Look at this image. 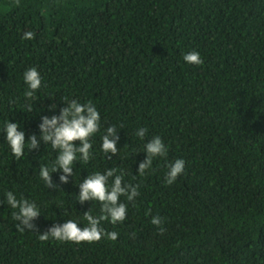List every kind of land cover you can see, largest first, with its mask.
I'll list each match as a JSON object with an SVG mask.
<instances>
[{
    "label": "trees",
    "instance_id": "trees-1",
    "mask_svg": "<svg viewBox=\"0 0 264 264\" xmlns=\"http://www.w3.org/2000/svg\"><path fill=\"white\" fill-rule=\"evenodd\" d=\"M27 31L32 40L21 38ZM190 50L200 65L183 61ZM30 67L42 83L28 98ZM69 99L92 103L100 129L92 158L74 162L67 183L51 173L48 187L39 169L57 152L38 126ZM7 121L39 147L13 157ZM111 126L117 154L105 156L100 136ZM153 136L167 153L140 176ZM176 159L184 171L166 185ZM108 169L139 193L120 198L124 222H101L117 239L41 241L55 224L83 227L85 213L101 214L98 202L78 201V185ZM7 191L40 209L32 231L16 229ZM0 264H264V0H0Z\"/></svg>",
    "mask_w": 264,
    "mask_h": 264
},
{
    "label": "clouds",
    "instance_id": "clouds-1",
    "mask_svg": "<svg viewBox=\"0 0 264 264\" xmlns=\"http://www.w3.org/2000/svg\"><path fill=\"white\" fill-rule=\"evenodd\" d=\"M34 33L27 31L23 33V40H32ZM183 61L187 65L198 66L202 63L199 52L190 50L182 55ZM23 83L25 85V97H32L40 89L42 79L35 67H30L23 72ZM64 107L59 109V115L41 117L39 124V141L50 146L57 155L49 166H41L39 169V178L48 187L52 186L51 173L60 171L62 183L68 182V177L73 174L74 162L87 163L93 155V144L91 138L94 137L100 129V114L95 106L90 103H81L75 99H69L64 102ZM29 112L32 111L31 105L27 106ZM49 111H56V105L53 104ZM4 141L13 157L20 159L25 154V149L35 150L39 147L37 136H30L26 142L25 132L21 130L17 123L7 121L2 128ZM147 129L138 128L135 136L143 140ZM79 141L77 145L75 142ZM118 135L115 126L104 129L100 136V151L105 155L117 154ZM146 158L140 163L138 175L143 176L146 170H150L153 160L166 156L167 149L159 136H153L143 145ZM185 167L183 159H176L167 165V171L164 175V183L172 185L180 176ZM111 183L109 184V179ZM123 173L116 174L115 169H108L101 172H94L89 175L82 183H79L78 201L83 204L87 201H94L100 204L99 216H93L90 212L83 215L86 226L81 227L76 220L68 219L62 224H55L43 234H39L41 241L50 238L59 242H72L79 244L81 242H96L102 237L115 241L117 233L107 232L101 227V222L108 221L112 224L122 223L126 219V206L120 202L121 197L132 202L138 195L137 187L131 184L122 183ZM5 202L8 207L15 210L13 218L18 223L16 229L24 232L26 229L32 231L33 221L40 216V209L37 205L21 197L17 199L12 191L4 193ZM153 226L162 225L161 217L153 216L150 220ZM161 230H163L161 228Z\"/></svg>",
    "mask_w": 264,
    "mask_h": 264
}]
</instances>
